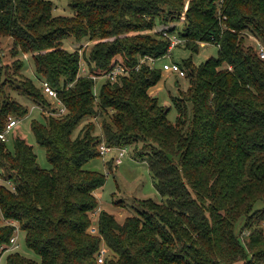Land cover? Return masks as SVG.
Masks as SVG:
<instances>
[{"label": "trees", "instance_id": "1", "mask_svg": "<svg viewBox=\"0 0 264 264\" xmlns=\"http://www.w3.org/2000/svg\"><path fill=\"white\" fill-rule=\"evenodd\" d=\"M54 5L0 0L10 55L30 53L39 83L55 88L66 108L57 116L36 110L42 120H30L49 169L21 136L12 148L0 142L2 177L14 186L0 185V256L15 224L39 257L14 251L4 264H264V207L253 210L264 200V59L245 44L250 33L264 45V0H188L186 9L185 0H69L67 16L55 15ZM159 25L192 52L201 42L219 45L200 65L178 63L188 87L171 98L174 122L149 93L162 65L140 62L167 55L171 40L154 31ZM83 41H94L86 53L64 48ZM23 61L13 62L18 84L0 83V129L9 118L27 119L29 104L50 107L40 84L20 72ZM116 64L127 74L104 80L95 95L89 75ZM102 142L140 144L165 201L136 200L121 222L100 209L95 191L106 175L87 164L103 157Z\"/></svg>", "mask_w": 264, "mask_h": 264}, {"label": "rangeland", "instance_id": "2", "mask_svg": "<svg viewBox=\"0 0 264 264\" xmlns=\"http://www.w3.org/2000/svg\"><path fill=\"white\" fill-rule=\"evenodd\" d=\"M55 9L53 13L55 15H71L72 10L68 6L69 0H53ZM188 0H185V9L187 7ZM183 17V16H182ZM177 23L171 24L181 25L182 18ZM163 25L156 26L154 31L161 28ZM136 33V32H135ZM134 32L129 34H135ZM94 41H83L81 43L75 42H66L64 44V48L69 50H78L79 52H85L88 50L90 45H92ZM263 43L260 40H257L252 34L248 33L245 35V44L247 46L252 47L255 50L256 44ZM86 46V47H85ZM264 46V45H263ZM12 48V39L8 36H0V57L2 62L0 63V67L2 66L3 74L0 77V83L2 80H5L9 87L11 85L18 84V80L20 77L15 73V65L13 66V62L19 58L24 60V66L20 70V72L33 80L36 85H39V80L36 77V73L33 70L32 62L30 60L31 54L27 53L25 55L11 56ZM218 48L215 44L212 43H199L198 52H192L191 50L185 48L184 46H175L168 52V54L155 63H150L148 61H144L148 63L149 66H153L156 64L157 66L162 65L164 62H175L181 63L182 60L191 59L192 63L200 65L207 58L216 57ZM142 60V58H141ZM82 68L84 71L79 72L80 74H86L85 71V63L81 62ZM104 82V79L95 80L94 89L95 95L98 92L100 85ZM188 80H186L183 76H179L176 73L164 74L162 72L161 79L150 88L153 96H156L162 105H166L170 108L168 113L169 120L173 121L176 119V110L175 106L172 104L171 98H180L184 91L187 90ZM8 89V91H9ZM11 91V90H10ZM25 103L24 100H21ZM31 109L32 104H29ZM43 115H39V112L34 110L31 115L27 119H23L17 127L14 128L12 135L9 138L7 143L9 148H12L13 145V136L19 135L21 136L29 145L32 146L33 151L36 155V162L39 167L49 169L50 164L48 163L45 156V149L37 144L31 130H30V120L33 118H37L38 120H42ZM93 122H95L93 120ZM98 126V125H97ZM99 127H97L98 129ZM80 129V127H79ZM98 130L94 134H98ZM78 133V131H77ZM141 145H132L130 147H126V155L123 157L121 163L116 162V152L112 151L106 154L103 157H97L91 160L87 167L100 171L106 175V180L104 185L101 188H98L95 191V195L97 197L99 208L112 213L117 221L121 222L123 219L134 213V208L136 204L134 203L136 200L151 198L155 202H164L165 198L162 197L154 186V178L152 174L149 172L147 163H146V154H140L142 152ZM139 151V152H138ZM122 202V206L116 204V202ZM264 207V200L258 201L254 204L253 210H257ZM2 217L0 213V224L2 223ZM243 223V219H241L238 224ZM262 230L264 233V226L262 225ZM247 235V232L244 233V236ZM19 247L18 249H9L8 252H4L2 256H0V264L5 263V259L8 253L18 251L25 257L39 260V257L33 253L31 250L27 249L24 245V232L19 231L18 233Z\"/></svg>", "mask_w": 264, "mask_h": 264}, {"label": "built area", "instance_id": "3", "mask_svg": "<svg viewBox=\"0 0 264 264\" xmlns=\"http://www.w3.org/2000/svg\"><path fill=\"white\" fill-rule=\"evenodd\" d=\"M167 29H168V26L163 25L161 28H159L156 31H160V32H162V34L164 36L169 37V39L171 40V43H170L168 52H170V50L172 48H174L178 44L182 43L183 41L176 38L175 36H169ZM216 46H217V48L219 47L218 44ZM255 52L260 59H264V46L262 44H260V43L256 44ZM144 61H148L150 63H155L156 60L152 57H144V58H142V60H140L141 63H144ZM146 64H148V63H146ZM81 71H84V68H82V66L80 67V72ZM162 72L163 73H176L179 76H184V70L180 67V65L178 63H175V62H171V63L164 62L162 64ZM125 74H127V71L123 68V66H121L120 64H116L106 74H103L101 76H96V75L90 74L89 77L94 82L97 79H104V80H109L111 82H116L120 76L125 75ZM82 75L83 74L79 73V76H82ZM84 75H86V74H84ZM40 86H41V89H42V92H43L45 98L49 101L50 107H49V109L48 108L45 109L42 106L32 104L31 109H29V114H31V112L34 110H38L47 116L48 115L57 116V115H61V114L65 113L66 108H65L64 104L60 101V99L58 98L57 90L55 88H53L47 81H42L40 83ZM20 122H21L20 119L9 118V120L5 124V126L2 129H0V142H8L14 128L17 127V125ZM98 148H99V152H100L101 156H105L106 154H108L112 151L116 152V162L118 164L122 162L123 157L126 155V148L125 147L112 148V147L106 145L104 142H102L99 144ZM2 173H3V171L0 169V185L5 183L10 189L14 190V186H13L12 182L9 180H4L2 177ZM11 224H13V223H11ZM13 225L15 227L14 234L10 238L9 245L7 248H5L4 252H8L9 249H18V247L20 246L19 240H18L19 229L15 224H13ZM105 252H106L105 248H102L100 250V253L98 255V261L99 262L102 261Z\"/></svg>", "mask_w": 264, "mask_h": 264}, {"label": "crops", "instance_id": "4", "mask_svg": "<svg viewBox=\"0 0 264 264\" xmlns=\"http://www.w3.org/2000/svg\"><path fill=\"white\" fill-rule=\"evenodd\" d=\"M164 74L166 75V74H170V73H164ZM149 93H151V91H150V90H149ZM100 209H101V208H100Z\"/></svg>", "mask_w": 264, "mask_h": 264}]
</instances>
